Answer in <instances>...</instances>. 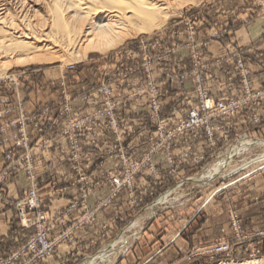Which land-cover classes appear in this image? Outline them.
Instances as JSON below:
<instances>
[{
	"label": "rangeland",
	"instance_id": "374dc122",
	"mask_svg": "<svg viewBox=\"0 0 264 264\" xmlns=\"http://www.w3.org/2000/svg\"><path fill=\"white\" fill-rule=\"evenodd\" d=\"M39 3L42 5L41 1ZM243 3H245V7L253 8L250 16L243 20L244 23L250 22L251 18L264 22V19L259 14L262 7L260 0H178L174 1L171 4L172 7H169L163 15H160L161 18L157 25L148 29H132L121 38V41L106 50L91 48L85 51L80 50L78 56H73L66 51H60L53 58L40 61L27 60L26 58L30 56L28 53L21 57L16 54H10L6 58H0V94L5 96L4 105L0 107V110L8 105L14 106L17 100L21 98L28 109L45 105L56 108L61 107L62 103L68 102L71 104L73 113L81 116L102 108L105 102L109 100L111 103L116 104L115 115L121 121L120 124H122L120 129L125 139L124 147L126 144L134 145L129 137L131 136L130 134L135 133H130L131 128L127 126L140 120L142 123L145 122L144 120H149L150 111L145 100L140 102L135 97H131L135 88L144 79L141 70L135 69L126 77H124V73L126 69L136 66V62L141 60V54L144 51L142 44L146 42L153 43L156 40L162 41L160 48L152 49L150 47L149 51L163 54L166 49H171L173 51L168 57L169 59L171 56L180 52L182 54V52L187 50H178L177 45L184 42L187 43L192 37L197 41L202 39L203 35L220 29L222 31L226 30L222 38L224 39L227 36L228 25L237 22H234L233 16L229 19L230 15L228 14L227 16V13L232 11L233 7H240ZM190 26H193L195 32L193 36H190V31L187 29ZM206 27L208 31L203 30ZM20 53L24 54L23 51L19 50L17 54ZM187 53L190 58L189 50H187ZM175 64L178 63L170 60L162 62L161 66L156 67V79L162 83L158 73L160 67H164L166 74H168L171 72L172 67L177 68V66H174ZM136 82H139V84L137 85ZM176 85L178 86V84L172 86L173 90L177 88ZM85 94H89V101L81 99ZM168 97L170 96L168 95L162 100V114L165 116L169 115L170 111L165 112L164 106L166 104L172 105L173 100L172 98L168 99ZM14 114H17L15 110ZM105 120L96 121L90 128L89 138L95 137L99 141L96 143L91 141L83 148L84 152H91V155L95 157V159H91V168L85 174L88 183L84 184L79 181V175L76 173L73 184L78 188L77 195L67 202V204L77 202V206L67 217V227H70L71 242L66 243L69 245L75 244L77 247L68 252L63 249L64 243H62L63 245H61L57 256L54 253L52 257L39 264H83L99 254L104 248L114 249V242L122 233L130 236L128 241L124 245L115 248V251L119 252L113 255L109 262L104 264H225L248 259L262 260L264 262V248L260 247V242L256 243L260 248V253L255 255L243 250V246L229 256L218 255L213 258L197 251V248L218 239H230L233 237L229 223V216L232 211L237 213L241 223L240 215L233 208L228 210L229 236L218 237L209 243L192 246L188 250L179 253L174 251L155 253L161 248L160 245L163 244L161 239L163 232H166L170 227L178 225V221L184 219L196 207L203 208V206H206L208 200L210 201L222 192V189L226 187L225 184L248 179L251 176L248 177V174L258 168H260L258 171L264 170V138L248 135L246 131L239 129L234 130L233 134L230 131V135L233 138H228V142L222 139L223 146L220 145L219 149L203 164L195 165L198 168L194 169L191 174L178 178L177 172L168 173V181L172 184L169 189L158 190L157 188L152 190L151 186L148 189L147 187L145 189L142 185L137 186L135 184L137 175L131 185H125L118 192H115L111 186V178L116 176L119 171L124 175L125 162L127 161H125V158L121 159L115 156L106 158V161L99 157V154L108 152V149L113 148L112 140L115 136L111 129L104 127L103 123ZM58 121L62 124L63 120L59 119ZM134 125L133 123L132 128H134ZM231 126L230 129H232ZM62 128L63 125H61ZM15 129L17 130V128ZM146 129L142 133L143 136H147L146 132L148 131H154L155 127L148 124ZM60 131L53 133L56 134ZM139 132L141 131H136V134ZM247 136H251V138ZM235 143L240 145L243 143V146L236 152L230 153ZM175 144L176 141L173 148ZM226 153L228 155L231 154V162L224 166L221 169L222 171L215 173L212 178L204 182L192 180L195 176L212 168ZM109 159L116 163V173L111 170L107 171V173L102 172L103 165ZM175 159L177 161L178 157L176 156ZM50 160L48 161L50 162ZM44 163L45 161L42 160L41 168L44 167ZM69 164L71 165L70 161ZM183 165H180V167ZM52 169L50 179L54 177ZM83 186L85 187L82 188ZM103 186H106V191L100 196H95L96 190ZM63 192L62 190L53 191L42 188L40 193L43 198L47 195L51 196L52 194ZM121 194L125 196L126 204H122L120 201L119 197ZM165 194L168 195V199L161 202L160 200ZM92 196H94V204L91 207L89 199ZM65 206L58 208L57 212L54 213L45 208L51 218H53L64 214ZM105 210L108 212L106 221L97 223V213ZM11 216L13 217L12 222L16 221L18 223L14 216V211L11 212ZM14 222L11 224L12 228L14 227ZM134 223L135 225L137 224L136 227L129 231L128 229ZM86 225H92L91 230L95 231L94 234H90V240L88 241L77 242L75 238L76 231ZM58 230V228L54 229L50 235L52 232H55L56 235ZM28 232L30 233V231ZM26 238L21 237V239L19 238L16 241L14 238H10L7 244L15 246L18 241L23 239L20 243L22 244ZM64 247L66 248V246ZM62 253H66V257H63Z\"/></svg>",
	"mask_w": 264,
	"mask_h": 264
},
{
	"label": "built area",
	"instance_id": "2783aa9c",
	"mask_svg": "<svg viewBox=\"0 0 264 264\" xmlns=\"http://www.w3.org/2000/svg\"><path fill=\"white\" fill-rule=\"evenodd\" d=\"M260 5L262 7L259 14L264 19V0H260ZM187 29L190 31V36L195 34L193 26ZM225 31L213 30L209 34L203 35L202 39L196 41L192 37L187 43L177 45L178 50H189L192 64L188 68L172 70L166 75L179 86L192 80L195 102L190 104L186 110H182L180 101L172 98L170 114L166 116L162 114V100L167 95L162 83L156 79V67L166 61L173 50L166 49L163 54L151 53L150 47L152 49L161 47L162 41L159 40L142 44L144 51L141 54V60L136 62V66L126 69L124 73V77H126L135 69L141 70L144 79L141 84L136 82L139 85L131 97H135L140 102L145 100L150 111L149 120H144V123L141 120L134 122V128H131L130 133H136V131L143 133L144 130H147L148 124L155 127L154 131L146 132L149 147L146 153L141 156H137L136 145L126 144L124 147L125 139L120 129L122 124L115 115L116 104L109 100L102 108L81 116L73 113L71 104L68 102L62 103L61 107L56 108L45 105L28 109L21 98L14 106L8 105L0 110V150L4 161L0 168V205L4 208L3 211L9 215L14 211L19 226L23 230L30 231L24 243L0 256V264H39L52 257L59 244L71 242L67 217L76 209L77 202L66 204L64 214L51 218L44 206L40 192L42 188L53 191L66 190L67 184L74 183L76 173L79 175V181L84 184L88 183L85 174L91 168V159H95V157L91 155V152H84L83 148L91 141L95 143L99 141L95 137L89 138L91 125L96 121L106 119L107 121L105 120L103 123L104 127L111 129L115 134L112 140L113 148L99 154V157L106 161V158L115 156L121 159L125 158L127 161L125 162L124 175L119 171L116 176L111 178V186L115 192L125 185H131L139 173L148 171L150 174L156 175L158 167L154 159L159 153L165 154L169 164L168 173L178 172L182 164H203L206 160L204 150L194 152L191 146H187L177 156L178 160L176 161L172 148L178 137L187 139L189 136L195 137L202 134L204 149H213L216 145V134L227 141L231 126L228 119L237 115L246 106L253 107L251 123L259 124L261 122L259 106L264 100V88L253 87L251 71L242 54L236 49H226L225 54L213 60H207L202 52L212 42L221 41ZM228 64H233L238 72L242 87L241 93L235 97L215 98L211 94V83L207 71L212 66L224 67ZM81 99L89 101V94L83 95ZM14 110L17 114H14ZM178 114L174 124L171 127L167 126V120ZM59 119L63 120V128L55 134L52 132V128L59 122ZM10 128H17V137L13 141H7L3 137V134ZM61 138L67 142V155L71 163L70 177L64 184L54 178L50 179L52 166L46 163L47 165L45 164L41 168L42 160H40V157L51 159L50 148L55 146L56 149H59L57 143ZM259 169L249 173L248 177ZM18 173L23 175L27 187L22 194L16 197L6 187V181ZM229 223L233 232L232 238L218 239L197 248V251L211 258L218 255L229 256L242 246L243 250L249 251L251 255L260 253V248L256 243L264 240V229L253 232L243 231L239 217L233 211L230 213ZM57 228L59 229L58 233L51 237V231ZM61 255L66 257V253Z\"/></svg>",
	"mask_w": 264,
	"mask_h": 264
},
{
	"label": "crops",
	"instance_id": "0c3cea01",
	"mask_svg": "<svg viewBox=\"0 0 264 264\" xmlns=\"http://www.w3.org/2000/svg\"><path fill=\"white\" fill-rule=\"evenodd\" d=\"M253 12V8L245 7V3L240 7H233L232 11L227 13L230 18L233 16L235 23L228 25L227 36L219 42H212L207 48L203 49L204 57L207 60H213L226 53V49H236L242 54V57L251 71L252 85L254 88H264V22L259 19H252L248 23H244L243 20L248 18ZM235 17V18H234ZM236 19V20H235ZM228 24V23H227ZM203 30L208 31L207 27ZM188 55V56H187ZM177 62L172 67V70H178L182 68L190 67L189 54L187 50L177 55L171 56L166 61ZM161 66V65H160ZM159 79L162 81V86L165 89L166 95L170 98H176L180 101L182 110H186L190 104L195 102V92L192 80H188L183 86H177L175 90L172 86L175 85L174 81H171L166 75L164 67L159 68ZM208 79L211 83V94L215 98H229L235 97L241 93L242 87L239 82L238 72L233 64H228L224 67L212 66L207 71ZM167 101V100H166ZM5 96L0 94V107L4 105ZM75 106V105H74ZM84 106V105H82ZM170 104L164 106V111H170ZM253 112L252 106L244 107L238 114L232 118H229L232 129H239L246 131L248 135H255L264 138V100L259 106V114L261 116V122L259 124H253L250 121V117ZM178 116H173L172 119L167 120L169 126L173 125ZM218 122H221L218 120ZM134 123V122H133ZM133 123L127 127L132 128ZM61 122H57L52 132L61 130ZM131 142L137 146V156L143 155L148 147V138L143 136L141 132L138 134H130ZM3 137L7 141H13L17 137V130L12 128L9 132L3 134ZM250 137L251 136H247ZM229 138H233V136ZM222 139L219 134H216V145L212 150H204V137L202 134L197 136H189L187 139L180 137L176 140V144L173 148L175 156L181 154L187 146H191L194 152L204 150L206 154V160L212 156L219 146H223ZM228 142V141H227ZM225 142V143H227ZM224 143V144H225ZM57 145L50 148L52 154L50 162L49 159L40 157V160L45 161L44 164H51L52 171L55 180L59 183H66L70 177V164L67 155V142L64 138L59 139ZM154 162L158 167V173L156 175L150 174L148 171L142 172L137 176L135 184L142 185L144 188H150L154 190H163L172 185L168 181V164L164 153H159L155 156ZM3 155L0 150V168L3 166ZM46 164V165H47ZM198 168L192 163L184 164L177 172L178 178L191 174L194 169ZM113 171L116 173L117 166L114 161H107L102 167V172ZM67 188L63 193H55L51 196H44V206L48 211L54 213L57 209L66 205L71 198L77 195V186L75 184H67ZM225 188L216 197L207 201L206 206L196 207L190 214L184 219L178 221V225L170 227L166 232H163L161 239L163 244L157 252L174 251L176 253L188 250L192 246L209 243L218 237L229 236L230 230L228 227V210L233 208L240 215L241 223L245 232H253L256 230L264 229V170H260L248 179L237 180L236 182H228L225 184ZM6 187L16 197L22 194L27 187L23 175L18 173L17 175L9 178L6 181ZM106 191V186H103L96 190L95 196H100ZM46 195V193H44ZM93 197H90L89 204L92 207L94 204ZM125 196L120 195L119 199L122 204H126ZM4 208L0 205V255L15 249L23 241L20 240L15 246H9L7 242L10 238L21 239L26 238L28 231L23 230L18 223L14 222L12 228L13 217L3 211ZM107 211H99L97 213V223L105 222ZM12 228V230H11ZM92 225H86L78 229L75 233L77 242L82 240H90V234H94ZM55 232H52L51 236H54ZM60 244L56 248V256L58 255ZM66 246V248L64 247ZM63 249L66 251L72 250L75 244L64 243ZM260 247L264 248V240L260 242Z\"/></svg>",
	"mask_w": 264,
	"mask_h": 264
},
{
	"label": "bare ground",
	"instance_id": "6f19581e",
	"mask_svg": "<svg viewBox=\"0 0 264 264\" xmlns=\"http://www.w3.org/2000/svg\"><path fill=\"white\" fill-rule=\"evenodd\" d=\"M174 1L178 0H0V58L28 53L27 60L40 61L53 58L60 51L78 56L80 50H106L132 29L157 25L160 15L172 7ZM19 50L24 54H17ZM242 146L243 143L233 144L230 153ZM230 162L231 154H223L212 168L192 180L207 181ZM167 196L165 194L160 201L168 199ZM136 225L132 224L128 230ZM129 237L122 233L114 242L115 248L124 245ZM115 248H104L83 264L109 262L119 252ZM225 264L264 262L248 259Z\"/></svg>",
	"mask_w": 264,
	"mask_h": 264
}]
</instances>
